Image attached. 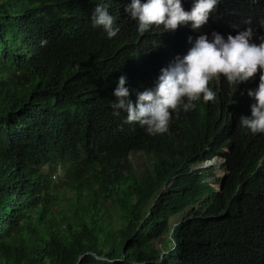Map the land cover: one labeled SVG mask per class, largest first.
<instances>
[{"label":"trees","instance_id":"16d2710c","mask_svg":"<svg viewBox=\"0 0 264 264\" xmlns=\"http://www.w3.org/2000/svg\"><path fill=\"white\" fill-rule=\"evenodd\" d=\"M131 2L0 0V264H264V133L239 122L264 70L213 78L216 100L181 106L163 134L111 106L121 75L135 100L189 37L264 35V0H218L200 30L143 34ZM103 4L111 39L91 22ZM219 159L222 190L204 167Z\"/></svg>","mask_w":264,"mask_h":264},{"label":"clouds","instance_id":"9594fccd","mask_svg":"<svg viewBox=\"0 0 264 264\" xmlns=\"http://www.w3.org/2000/svg\"><path fill=\"white\" fill-rule=\"evenodd\" d=\"M217 3L218 0H195L191 11L186 12L181 0H147L143 4L141 0H132L125 11L137 21V31L141 34L152 25H163L165 31H174L189 22L193 30H200L208 23ZM115 21L106 4L97 5L91 16L93 26L102 28L109 39L120 31ZM211 35V42L203 34L194 43L189 37L192 47L187 55L177 57L169 67L163 66L155 87L136 92L135 100L132 90L126 87L127 76L121 75L113 92V115L119 116L123 111L127 113L125 123L139 124L150 135L163 134L168 131L172 113L178 115L181 106L188 111L201 96L204 102L216 100V94L208 87L213 78L223 75L237 86L256 78L258 70H264V35H257L251 27L235 36L228 35L227 39L215 31ZM254 38L260 43H254ZM47 43L42 40L41 46ZM247 95L255 103L251 105V116H241L239 122L253 134L264 133V74L260 76L258 88L248 90Z\"/></svg>","mask_w":264,"mask_h":264},{"label":"rangeland","instance_id":"374dc122","mask_svg":"<svg viewBox=\"0 0 264 264\" xmlns=\"http://www.w3.org/2000/svg\"><path fill=\"white\" fill-rule=\"evenodd\" d=\"M135 159H138V161H140L142 159V155L139 154L138 157H134ZM137 161V162H138ZM138 164V163H137ZM216 171H215V177L218 178L220 180V178L225 174V167H224V160L223 159H219V161L216 163L215 165ZM60 172L62 170H59ZM219 180L218 182L214 185L216 188L219 187Z\"/></svg>","mask_w":264,"mask_h":264},{"label":"water","instance_id":"95a60500","mask_svg":"<svg viewBox=\"0 0 264 264\" xmlns=\"http://www.w3.org/2000/svg\"><path fill=\"white\" fill-rule=\"evenodd\" d=\"M217 162H215V160L214 161H212V162H210V163H208V164H205L204 165V167H208V166H213L214 164H216ZM227 169V168H226ZM225 169V174L223 175V177H222V180H221V182H220V184H219V187L217 188L218 190H222V188H223V181H224V178L226 177V175H227V171L228 170H226Z\"/></svg>","mask_w":264,"mask_h":264},{"label":"bare ground","instance_id":"6f19581e","mask_svg":"<svg viewBox=\"0 0 264 264\" xmlns=\"http://www.w3.org/2000/svg\"><path fill=\"white\" fill-rule=\"evenodd\" d=\"M215 162H218L217 160Z\"/></svg>","mask_w":264,"mask_h":264},{"label":"built area","instance_id":"2783aa9c","mask_svg":"<svg viewBox=\"0 0 264 264\" xmlns=\"http://www.w3.org/2000/svg\"><path fill=\"white\" fill-rule=\"evenodd\" d=\"M54 178H55V176H54Z\"/></svg>","mask_w":264,"mask_h":264}]
</instances>
